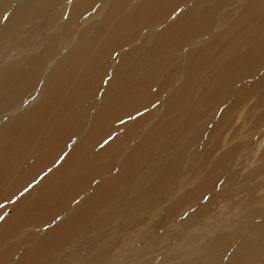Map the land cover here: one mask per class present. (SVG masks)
<instances>
[{"label": "bare ground", "instance_id": "obj_1", "mask_svg": "<svg viewBox=\"0 0 264 264\" xmlns=\"http://www.w3.org/2000/svg\"><path fill=\"white\" fill-rule=\"evenodd\" d=\"M132 1L0 0V264H64L49 260L60 252L74 264H119L116 250L131 239L143 241L146 232L133 231L143 223L134 221L116 231L124 234L121 242L116 240L112 218L116 206H108L113 189L122 184L136 189L140 183L144 190L132 206L143 204L159 190L163 196L151 199L154 206L163 203L169 192L168 176L177 171L182 160L183 153L175 150L181 148L178 138L194 124L195 112L203 104L212 111L218 99V108L223 107L222 98L228 96L232 85L245 81L248 71L264 67V12L256 0ZM234 4L238 5L233 19L219 14L220 8L226 6V12ZM181 6L174 22L173 18L164 21ZM61 18L64 23L59 22ZM143 23L149 28L159 24L151 34L155 36L152 43L142 35ZM162 23L168 26L158 31ZM248 23L253 24V38L242 54L226 63L213 62V72L202 75L201 85L195 86L201 95L211 93L209 97L188 102L184 93L185 85L189 89L187 82L167 95L165 103L146 112L143 120L152 119L147 131L134 137L139 131L135 125L123 135L117 134L118 128L110 124L113 117H127L137 106L162 97L164 84L152 98L146 95L147 89L161 68L177 64V57H168L172 52L180 53L190 45L183 72L197 73L205 53L200 48L190 49L195 44L190 41L202 38L205 50H210L213 42L228 38L232 29ZM224 25L212 39L211 34ZM54 26L57 28L51 30ZM133 39L141 44L122 52L116 58L118 65L134 60L139 52L143 55L123 75H117L115 62L112 85L99 97L102 103L88 106L93 96L88 91L95 85L100 87L97 83L110 73V55ZM8 45H14L11 51L5 49ZM144 72L134 82L128 81V88L115 82L119 77L126 81ZM259 85L264 86V79L255 87ZM233 89L238 91L239 87ZM243 93L231 102L234 113L252 98L251 93ZM177 102L181 108L187 106L175 118L183 124L182 130L167 119L173 109L177 110ZM256 103L264 106V93ZM168 136V143L162 144ZM134 140L135 149L124 154L119 151L122 143ZM149 153L157 158L155 163L170 159V165L164 170L155 164L147 166ZM102 175L107 179L100 181ZM103 209L106 213L99 215ZM28 228L34 233H26ZM88 234L90 239L73 241ZM81 248L86 253L79 256Z\"/></svg>", "mask_w": 264, "mask_h": 264}, {"label": "rangeland", "instance_id": "obj_2", "mask_svg": "<svg viewBox=\"0 0 264 264\" xmlns=\"http://www.w3.org/2000/svg\"><path fill=\"white\" fill-rule=\"evenodd\" d=\"M137 1L133 0L132 2ZM220 1L223 0H217V3H220ZM255 3L264 12V0H256ZM237 5H232L224 12L225 6L223 9L220 8L218 12L220 15L232 17L231 19H233V12L236 11ZM183 6L174 9L164 21L173 18L172 21L174 22L179 14L177 12L182 11ZM60 14L64 16L63 10L60 11ZM59 22L64 23L65 20L61 18ZM158 25L157 23L149 28L145 23L142 24V35L148 39V44L152 43L155 36L151 34H154V30ZM252 25L248 23V25L244 24L232 29L228 38L213 42L210 50H205L204 39L202 38L190 41V44L195 43L190 49L195 51L200 48L205 53L201 62L202 67L198 69L197 73L193 71L192 74L187 75L186 72L185 74L183 72L187 64L186 55L188 52H186V47L190 46L189 43L188 46L182 48L180 53L178 51L172 52L168 57H177V64L168 69L166 67L161 68V73L157 79L155 78V83L150 84L147 89L146 95L152 98L154 93H158L164 84L162 97L154 102L152 99V101L146 102L142 106H137L136 111L130 112L131 115L127 117L118 119H116L117 116L113 117L110 124L118 128L117 134L123 135L125 131L135 125H138L139 131L134 134V137L147 131L152 119L150 121L148 119L143 120L146 112L155 105L165 103L167 95H170L171 92L187 82L189 83V89L188 85H185L184 93H186L188 102L198 100L201 96L203 98L209 97L211 93L205 92L201 95L195 86L201 85L202 75L213 72V62L220 63L222 61L224 63L242 54L245 44L253 38L251 37ZM57 26H54L51 30L56 29ZM167 26L168 23L166 25L162 23L158 31ZM222 29H225V25L211 34L212 39L218 37ZM12 39L13 37L10 40ZM140 44L139 39H133L120 52L107 55H110L107 61L110 73H106L102 81L97 83L101 84L100 87L95 85L94 90L88 91L93 93L88 106L102 103L99 97L112 85L114 80L113 68H115L112 65L115 62L118 68L117 75L119 72L123 75L127 72L126 68L133 65L143 55V52H139L134 60H125L123 65H118L117 59L122 52L135 50L137 45ZM13 47L14 45H8L5 49L11 51ZM161 59L163 63L167 60L163 57ZM194 59L193 56L190 63H193ZM173 69L175 71L171 74ZM147 72L133 74L126 81L123 77H119L115 82L128 88V81L132 83L140 75ZM248 72L250 78L248 77L245 81L237 83L236 86L232 85L228 96L222 98L223 107L218 108L219 99L218 104L210 112L206 109L207 105L203 104L204 107L195 112L194 124L188 128L186 134L178 138L181 148L175 150H178V153H183L182 160L177 171L168 176L169 180L166 187L169 192L166 193L163 203L154 206L155 201L151 199L163 196L159 190L158 195L148 197L149 199L146 198L143 204L137 205V207L132 206L131 203L144 190V186L140 183L136 189L126 184L116 186L113 189L108 206H116L112 215L115 234L116 231L132 225L131 222L134 221H142L143 223L133 231L146 232L143 241L133 242L138 240L131 239L125 241L122 248L120 246L116 250L115 255H119V264L127 262L131 264H264V106L260 107L256 103V98L264 93V86L255 87L260 80L264 79V67ZM237 87H239V90L234 91L233 88ZM246 90L248 92L243 93ZM239 92L243 94L251 93L252 98L234 113L232 111L234 109H231L230 105L231 102L237 99L236 96ZM176 106L177 110L173 109L167 115V119H172L175 124H178L179 130H182L183 124L175 118L182 111L181 109H186L187 106L181 108L178 102ZM227 108L229 111L225 115ZM176 129L177 127L171 131ZM169 137H166L162 144L168 143ZM128 141L120 145L119 151L122 154L136 147V140L134 142ZM189 144H191V148L187 150L186 147ZM183 148L185 150L181 151ZM157 152H159L158 149ZM148 159L147 166L155 164V168L159 167L160 170L167 169L170 165V159L165 160V162H163L164 160L158 161L157 163H155L157 160H154L157 158L153 159L152 155ZM142 178L141 174L138 181H141ZM105 179H107V176L102 175L100 177V181ZM105 213L106 209H103L99 215ZM9 214L10 209L6 211L5 216L7 217ZM88 227V230H90L91 227ZM108 230L109 228L104 229L106 232ZM25 232L33 234L34 230L28 228ZM90 238L91 235L88 234L85 238L81 236V238L78 237L73 241L79 243ZM123 239V233L116 234L118 242ZM105 243H108V241ZM89 247L87 246V248ZM79 251L81 252L79 256L86 253L83 248ZM49 260H53L52 263H62L64 261V264H74L72 260L68 262L65 260V252L54 254L49 257Z\"/></svg>", "mask_w": 264, "mask_h": 264}, {"label": "snow or ice", "instance_id": "obj_3", "mask_svg": "<svg viewBox=\"0 0 264 264\" xmlns=\"http://www.w3.org/2000/svg\"><path fill=\"white\" fill-rule=\"evenodd\" d=\"M64 159V157L63 156H61L60 157V160H63ZM57 163H59V161H57ZM29 188H31L32 187V185L30 184L29 186H28ZM28 189H25V191H27ZM0 219H2V217H0Z\"/></svg>", "mask_w": 264, "mask_h": 264}]
</instances>
